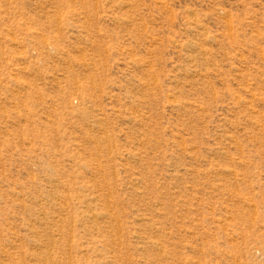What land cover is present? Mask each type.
Instances as JSON below:
<instances>
[{
	"label": "rangeland",
	"instance_id": "rangeland-1",
	"mask_svg": "<svg viewBox=\"0 0 264 264\" xmlns=\"http://www.w3.org/2000/svg\"><path fill=\"white\" fill-rule=\"evenodd\" d=\"M43 263L264 264V0H0V264Z\"/></svg>",
	"mask_w": 264,
	"mask_h": 264
},
{
	"label": "bare ground",
	"instance_id": "bare-ground-1",
	"mask_svg": "<svg viewBox=\"0 0 264 264\" xmlns=\"http://www.w3.org/2000/svg\"><path fill=\"white\" fill-rule=\"evenodd\" d=\"M197 27V26H196ZM200 28H201V26H200ZM195 45V44H194ZM196 46V45H195ZM200 46V45H199ZM134 183V182H133ZM136 186V185H135ZM93 215V214H92ZM41 216V215H40ZM43 217V216H42ZM55 222V221H54ZM59 222V221H58ZM62 222V221H61ZM30 225V224H29ZM60 229V228H59ZM38 233V232H37ZM49 237V236H48ZM52 239V238H51ZM44 241V240H43ZM51 241V240H50ZM154 242V241H153ZM70 243V242H69ZM158 243V242H157ZM48 247V246H47ZM44 248V247H43ZM45 249V248H44ZM48 249V248H47ZM49 250V249H48ZM49 252V251H48ZM47 252V253H48ZM49 255V254H48ZM48 260H49V258H48ZM51 262V261H50ZM44 264V263H43Z\"/></svg>",
	"mask_w": 264,
	"mask_h": 264
}]
</instances>
